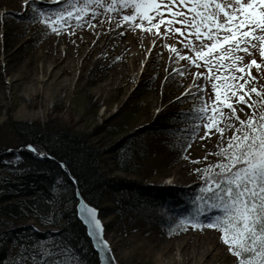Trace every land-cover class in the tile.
Masks as SVG:
<instances>
[{
  "label": "rangeland",
  "instance_id": "obj_1",
  "mask_svg": "<svg viewBox=\"0 0 264 264\" xmlns=\"http://www.w3.org/2000/svg\"><path fill=\"white\" fill-rule=\"evenodd\" d=\"M36 1L46 13H54L63 7L61 0ZM2 4L0 125L7 116L12 115L17 120L50 121L54 126H69L80 132L103 130V133L93 137L103 147L122 134L153 123L159 109L167 110L178 103L183 108L192 107L194 113L183 118L178 128V138L158 136L161 149L156 148L147 162L152 169L151 176L148 179L135 177L144 182L176 184L185 191L187 199L201 192L205 170H210L209 166L224 159L216 153L228 143L227 138L232 135L233 129L226 128L221 138L215 128L209 134L207 117L198 118L202 115L201 109L210 110L213 106L209 97V78L206 80L204 76H199L198 73H205L200 66L177 57L168 45H175L182 54L188 53L196 58L190 49L184 48L172 36L157 34L156 38H151L149 33H153L154 29L149 31L150 26L145 21L146 27L140 29L143 33L137 36L141 41L148 42V46L138 62L134 61L133 56L126 58L125 63L129 67L134 65L127 75H111L99 82L82 80L78 74L76 56L69 63L65 75L60 77L59 73H53L50 76L52 61L49 54L54 48L64 51L68 44L77 45L75 34H82L98 21H123V14H131L134 10L123 9L122 14H118L100 7L95 10L98 13L95 18L90 11L81 18L79 25L73 19L65 27L59 23L45 24L36 12L31 13L30 21L22 20V16L29 12L25 0H7ZM126 22L131 24L130 21ZM53 27L56 31H53ZM164 31L162 25L161 32ZM64 36L69 37L70 41L67 42ZM258 55L255 58L259 62ZM149 60L150 63H147ZM143 78L147 82L144 83L147 85L145 94L136 95L135 100L127 102L125 99L133 94ZM200 83L206 84L203 95L196 87ZM129 105L131 107L128 109ZM235 108L241 119L252 114V109L246 104L239 103ZM115 123L121 126L120 134L106 130ZM227 124L238 126L239 121L228 119L221 126ZM112 161L108 158L103 164L107 171L113 167ZM115 173L126 176L124 172ZM111 219L103 218V221ZM177 224L172 234L159 228H138L129 229L126 233L109 230L106 237L119 264H236L237 258L229 251L218 230L210 227L204 230L188 229L182 219Z\"/></svg>",
  "mask_w": 264,
  "mask_h": 264
},
{
  "label": "trees",
  "instance_id": "obj_2",
  "mask_svg": "<svg viewBox=\"0 0 264 264\" xmlns=\"http://www.w3.org/2000/svg\"><path fill=\"white\" fill-rule=\"evenodd\" d=\"M4 1L7 0H1L0 5ZM40 5L36 1V8H41ZM28 11L22 20H31V13L35 12L31 3H28ZM257 54L259 52L255 51L254 55ZM243 55L246 64L252 56ZM258 56L259 62L264 61ZM199 64L209 76V97L213 104L216 96L213 83H219L213 77L221 75L223 79L231 69L217 72L213 62L214 71L209 73L203 61ZM252 73L258 74L254 66ZM144 83L147 82L143 78L125 100L133 101L136 95H144L147 89ZM252 84L259 88L264 78L251 81L248 87ZM252 95L256 99V94ZM245 99L249 97L245 95ZM258 100L264 101V96ZM236 101L238 96L232 98L234 106L239 104ZM218 103L221 104L218 110L226 115L230 113L222 102ZM257 111H264V108H257ZM193 113L192 107L183 108L179 103L167 110L159 109L153 123L122 134L103 147L93 139L103 130L80 132L69 126H54L50 121L40 123L7 116L0 125V154L9 148L13 151L0 156V264H99L86 228L77 217L76 185L70 175L75 177L82 195L99 208L100 216L112 217L105 221L106 232L159 228L173 233L179 219L188 229L209 228V221L221 215L220 209L203 208L200 228L183 220L193 211L201 192L187 199L178 185L144 182L135 177L148 179L151 176L152 169L147 162L156 148L161 149L158 136L178 138L183 118ZM106 130L120 134L121 126L115 123ZM28 144L53 158L20 149ZM108 158L113 160V167L107 171L103 164ZM60 162L66 164L69 173L62 169ZM219 233L222 236L221 231Z\"/></svg>",
  "mask_w": 264,
  "mask_h": 264
},
{
  "label": "snow or ice",
  "instance_id": "obj_3",
  "mask_svg": "<svg viewBox=\"0 0 264 264\" xmlns=\"http://www.w3.org/2000/svg\"><path fill=\"white\" fill-rule=\"evenodd\" d=\"M63 7L54 13H46L42 8H36V0H25L31 3L33 10L43 19L45 24L59 23L67 27L75 19L77 24L88 12L93 18L100 7L108 8L118 14L123 9L131 8V14H123V21H130V27L144 29L147 21L148 30L154 29L153 35L179 40L184 48L195 53L194 58L181 52L175 45L168 47L181 59H187L191 65L200 66L203 61L209 73L223 72L231 69L222 79L215 75L213 83L216 93L211 109H201L207 117L209 134L217 129L221 138L226 128L233 129L228 143L216 155L224 159L209 166L211 172L205 170V184L201 194L196 197L193 211L183 220L193 226L202 227L203 208H218L221 215L209 221L208 226L217 228L222 233V240L229 246V251L237 258L236 264H264V101L258 98L264 96V84L248 87L251 81L258 82L264 78V61L258 62L254 52L258 51L264 58V0H61ZM168 13V15H165ZM54 17V19H53ZM165 31L161 32V26ZM53 31L56 28L53 27ZM179 33V36L176 34ZM252 56L244 63V55ZM255 66L257 75L252 73ZM239 73V76L236 73ZM183 75V73H181ZM207 80L205 73H198ZM243 81V82H241ZM197 90H206V84L196 85ZM230 93V95H229ZM194 95V93H188ZM252 94H256V99ZM245 95L249 99H245ZM238 96L237 103L246 104L252 109V114L241 119L236 114L232 102ZM226 106L229 114L218 110ZM219 117V119H217ZM239 121V125L227 124L225 120ZM28 149L39 156L47 155L32 144ZM206 159V157H205ZM218 169V171L216 170ZM196 171H200L197 169ZM201 205L203 207H201ZM80 214L89 225L90 233L96 232L99 237L98 246L107 247L103 240L101 221L97 218V209L83 205ZM169 234H172L171 232Z\"/></svg>",
  "mask_w": 264,
  "mask_h": 264
},
{
  "label": "bare ground",
  "instance_id": "obj_4",
  "mask_svg": "<svg viewBox=\"0 0 264 264\" xmlns=\"http://www.w3.org/2000/svg\"><path fill=\"white\" fill-rule=\"evenodd\" d=\"M140 29L130 27L126 21H98L82 34H75L77 45L68 44L64 51L59 48L53 49L49 54L52 61L50 76L53 73H59L60 77L65 75L69 63L76 56L79 64L77 70L82 80L99 82L111 75L113 77L127 75L134 65L129 67L125 63L126 58L133 56L134 61L138 62L148 46V42L141 41L140 36H137L143 33ZM149 36L157 37L152 32ZM64 39L70 41L67 36H64ZM154 45L157 46L158 41ZM147 63H150V60Z\"/></svg>",
  "mask_w": 264,
  "mask_h": 264
},
{
  "label": "water",
  "instance_id": "obj_5",
  "mask_svg": "<svg viewBox=\"0 0 264 264\" xmlns=\"http://www.w3.org/2000/svg\"><path fill=\"white\" fill-rule=\"evenodd\" d=\"M20 149H28L26 146H22ZM30 150V149H28ZM10 151H13L12 148H9L8 150H6L5 152L3 153H6V152H10ZM31 151V150H30ZM32 152V151H31ZM1 153L0 156L3 154ZM34 153V152H33ZM36 154V153H35ZM49 156L50 158H53L51 155H47ZM60 166L62 167V169L64 171H66L67 173H69V170L66 166L65 163L63 162H60ZM71 179L73 180V182L75 183L76 187H75V197L77 199V204H76V211H77V217L79 218V220L82 222V224L85 226L86 228V234L88 236V238L90 239L91 241V245L93 247V250L97 253V256H98V261H99V264H119L116 256H115V253H114V250L112 248V245L110 243V241L107 239L106 237V228H105V222L103 221V218L100 216V210L97 206L91 204L81 193L79 187L77 186V181L75 179L74 176L70 175ZM88 205V206H91V207H94L97 209V218L101 221V224H102V232L100 233V236H102L103 240H106L108 242V246L107 247H103V246H98V240H99V237L97 236L96 232H92L91 234L90 233V228H89V225H87L85 223V219L84 217L81 216L80 214V210L81 208L83 207V205Z\"/></svg>",
  "mask_w": 264,
  "mask_h": 264
}]
</instances>
